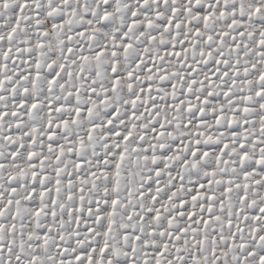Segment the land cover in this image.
I'll return each mask as SVG.
<instances>
[{"label": "snow or ice", "instance_id": "snow-or-ice-1", "mask_svg": "<svg viewBox=\"0 0 264 264\" xmlns=\"http://www.w3.org/2000/svg\"><path fill=\"white\" fill-rule=\"evenodd\" d=\"M0 264H264V0H0Z\"/></svg>", "mask_w": 264, "mask_h": 264}]
</instances>
